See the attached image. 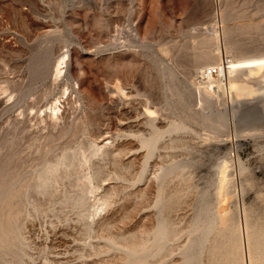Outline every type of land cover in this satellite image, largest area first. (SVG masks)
Listing matches in <instances>:
<instances>
[{"label": "rangeland", "instance_id": "rangeland-1", "mask_svg": "<svg viewBox=\"0 0 264 264\" xmlns=\"http://www.w3.org/2000/svg\"><path fill=\"white\" fill-rule=\"evenodd\" d=\"M209 34L216 36L210 44L216 52L264 53V0H0V166L17 165L27 178L12 201L21 212L20 241L0 250V264H183L184 248L199 234L196 222L216 221L223 160L225 247L232 260L243 256L233 254V221L245 210L249 225L264 231V67L237 75L248 82L236 97L226 93L205 104L191 84L204 69L194 54L205 45L193 42ZM47 38L52 65L64 53L62 73L55 79L52 69L47 80L32 84L28 57ZM162 46L168 54L159 53ZM72 66L80 82L67 78ZM160 66L172 74L161 75ZM120 78L134 102L110 94ZM180 94L185 106L177 103ZM147 98L164 129L185 125L163 134L150 154L140 141L151 133L142 122ZM55 99L65 106V119L48 116ZM65 127L50 144L48 135ZM92 139L109 150L96 151ZM65 154L72 162L60 167L52 192L33 191L37 171ZM179 165L178 177L162 184L158 175ZM84 190V205L74 204ZM163 195L170 199L167 212ZM163 221L170 238L152 256L147 246ZM208 258L205 251L200 264Z\"/></svg>", "mask_w": 264, "mask_h": 264}, {"label": "bare ground", "instance_id": "bare-ground-1", "mask_svg": "<svg viewBox=\"0 0 264 264\" xmlns=\"http://www.w3.org/2000/svg\"><path fill=\"white\" fill-rule=\"evenodd\" d=\"M48 39L49 38L41 41L40 44L36 45L34 52L32 51L33 53L28 57L27 67H28L29 73L32 75V82H31L32 84L47 80L48 77L50 76V71L52 69L54 70L53 76H55V79L62 73V69H63L62 64L65 62L64 61V59H65L64 53H62L59 56V59L56 60L57 61L56 64L52 65V58H53L52 53L53 52L51 51L52 46H50L46 43L48 41ZM214 40H216V36L210 35V36H203L202 39H199V40L193 42V45H198V44H204L205 45L202 48H200L198 52H196L194 54L195 57H199V65H197L198 69H202V68H204V69L196 72V76L191 81V84L197 88L199 95H200V99H203L204 103L207 105H210V103H209L210 99L216 98L217 100H220V98L223 95H225L226 93L228 94L229 98L236 97L239 94V91H240V88L242 87V85L247 84V82H248L247 79L237 78V75L243 71H246V70L258 69V68L264 67V53L254 54V55H245V56L244 55L236 56V55H228L229 52L227 50H225L224 52L223 51L222 52L221 51L216 52V51H214L213 47L210 48V44L213 43ZM43 43H45V45H43ZM163 47L164 46H162V52L160 51L161 49L159 48L160 49L159 53L163 54L165 52L168 54V48L167 47L163 48ZM213 67H217L218 72L216 74L212 75V77L206 78L205 77V70H207L208 68H213ZM160 68H161V66H160ZM167 70H169V69H167L166 67H162L161 71H160L161 75H164V74L171 75L172 74L170 71H167ZM67 73H68L67 78H72L73 80L75 79L76 82L81 81V79H78L77 69L74 68L73 66H72V68L67 69ZM65 75H66V71H65ZM85 77H88V76L86 75ZM55 79L53 81H55ZM84 81H85V79H84ZM125 81L123 80V78H120V80L117 79L116 83H114L115 85L110 86V89H109L111 92L110 94L112 95V97L115 100H118L119 102L122 99H123V103H124V100H126V102H130V103L134 102V100L136 99L135 98L136 95H134L133 90H131V89L129 90L127 88L129 83H127ZM86 82H87V80H86ZM4 88H6V87H4ZM67 91H69V86L65 92H67ZM80 91H81V89H80ZM76 92L78 93V95L82 96L83 98L86 97V96H84L86 94L83 95V94H81L82 92L80 93L78 90H76ZM111 95H109V96H111ZM11 97H12V95L10 96V98ZM147 97H149V96H147ZM83 100H87V99H83ZM58 101H57V99H55V101H52L50 103V105L48 106L49 107L48 108L49 109L48 116L51 118V120H56V119L62 120V119L66 118L65 106L62 104L59 105L60 103L58 104L57 103ZM89 101L91 102V100H89ZM113 102H111V103H113ZM126 102H125V106H126ZM177 103L185 106L187 104L186 97L181 95V94L178 95ZM200 103H201V101H200ZM135 104H137V103H135ZM142 104H144V107H143L144 109H142V110H143V113L145 114V117L143 118L142 122L145 125H148L149 128L151 127V133H149L148 136H146V135L143 136L141 134L142 136L140 137V141H141L142 145H144L147 148L148 154H150V153H152L153 149L157 146L156 144L159 141V139L163 136V134L168 133V132H174L178 128H180V129L185 128L184 127L185 125L183 122L172 123L168 128L164 129L162 124L161 125L157 124V122L155 120L156 119L155 116L157 115L156 114L157 109L152 108L150 106L148 98L143 100ZM61 106H63V108H61ZM131 106H134V105L131 104ZM137 106H138V104H137ZM92 108H95V107L92 106ZM134 108L135 107H133V109ZM141 108L142 107L138 108L139 110L138 109L136 110L137 113H139L138 111H140ZM125 111L128 112V109ZM129 111H132V109ZM132 114H135V113H132ZM198 116H200V115H198ZM86 118H89V117H86ZM85 121H87V120H85ZM67 128L68 127L63 128V131L62 132L60 131L58 134L48 135L49 137H47V138L49 140L48 139L47 140L49 141V143L51 144V142H54V140L56 138H58L59 136L64 134ZM73 132H75V131H73ZM137 132H138V129H137ZM60 133H61V135H60ZM90 143L92 145L96 146V148H95L96 151L101 149V150L107 152L109 150V148L106 146V143H103V144L100 143L101 145H99V143L93 139L90 141ZM71 157H72L71 155L68 157H66V154L62 155L55 163L49 164L47 167L45 166V168L37 171V174L35 175V179L32 182L33 186H35L33 188V191H35L37 193H42L44 195L50 194L52 191L49 188V186L51 185V183L55 179L58 178V173H57L58 170L60 169V167L62 165H69L72 162ZM181 167H182L181 165L172 166V167L164 170L163 172H161L158 175L161 183L163 184L165 181H167V179L171 178L172 176L178 177V170L181 169ZM227 169H228V163H227V161L223 160L219 166V175H220L219 176V182H218L219 183V188H218L219 190L216 193L217 197H218L219 204H218V208H217L216 213H215L216 221L215 222H209V225L206 222L202 223L201 220L196 222L194 230L199 232V234L197 235L198 237L196 236L197 238L195 239L194 244L192 246H190L191 245L190 244L184 248V250H183L184 263L183 264H200V261H201L200 257L203 255V253L205 251L208 253V257H209L207 259L208 264H264V247H263V243H262V236L264 234V231L260 227V224L259 225L258 224L253 225V226L249 225L248 220L246 218L245 210L243 211V217H242L243 219L238 224H236L235 221H233V223L231 224V229L234 230V233L236 236V238L234 240L235 253H233V254L239 256V254L243 253V256H239V257L237 256L238 257L237 260L234 261V260H232V256H230L226 250L225 240H224V231H225L226 226H225L224 218H225V215L227 212V204H228V197H227V193H226V183L228 180ZM99 170L100 169L95 170L96 175H99V173H100ZM61 173H59V174H61ZM65 174L67 175V173H65ZM89 179H90L89 182H91L92 179L91 178H89ZM25 186H27V178L21 176L17 165H15L14 168L13 167L12 168L11 167L6 168L5 164H2L0 166V250H2V251L12 250V247H14L16 245V243L18 241H20V236H19L20 226L17 225V222L20 219L21 212L18 209H14L12 207V201L21 192L24 191ZM162 188H164V187H162ZM85 192H86V190H84L78 196V198L75 200L74 204H76L78 206L84 205L86 197H87ZM159 200H161V202H162L164 212H167V209L169 208L167 205L169 203L168 201L170 200L169 197H166V195L165 196L163 195ZM30 203H31V201H30ZM164 217H165V219H167L166 215ZM169 231H171V230L169 229L168 223L166 221H163L161 224L158 223L156 225V229L154 230V232L152 234L153 235L152 240H151L152 244L149 247L147 246V248L151 251L150 253L152 256H158L161 254L162 250L167 245V241L170 238L169 237ZM171 235H173V234H171ZM163 237H164V239L162 241L155 240V239H160ZM216 240L219 241V243H218V245L214 246V242ZM111 241L112 240H109V242H111ZM134 241H135V239H134ZM136 244H138V243H136ZM131 246L134 248L133 245H131ZM136 246L138 248V245H136ZM143 247H144V245H143ZM134 249H136V248H134ZM141 249H145V248H141ZM137 251H135V252L137 253ZM129 255H130V253H129ZM138 261H139V259H138ZM141 261H142V259H141Z\"/></svg>", "mask_w": 264, "mask_h": 264}, {"label": "built area", "instance_id": "built-area-1", "mask_svg": "<svg viewBox=\"0 0 264 264\" xmlns=\"http://www.w3.org/2000/svg\"><path fill=\"white\" fill-rule=\"evenodd\" d=\"M218 72L217 67L208 68L205 70V77H212V75L216 74Z\"/></svg>", "mask_w": 264, "mask_h": 264}]
</instances>
